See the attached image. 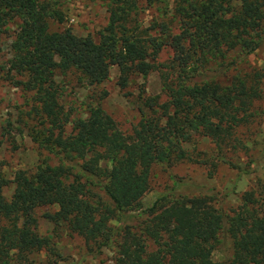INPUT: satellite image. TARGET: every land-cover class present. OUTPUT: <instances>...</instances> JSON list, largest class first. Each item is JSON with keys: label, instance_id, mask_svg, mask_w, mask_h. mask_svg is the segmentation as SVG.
Masks as SVG:
<instances>
[{"label": "trees", "instance_id": "1", "mask_svg": "<svg viewBox=\"0 0 264 264\" xmlns=\"http://www.w3.org/2000/svg\"><path fill=\"white\" fill-rule=\"evenodd\" d=\"M58 3L0 0V36L18 25L7 79L31 94L27 114L40 126L32 139L59 160L42 159L34 171L17 170L11 180L0 166V264H34L30 255L41 250L58 255L51 238L38 231L42 207H55L41 216L95 245L96 253L112 249L115 264H264V184L259 192H243L229 212L207 192L180 191L187 180L149 205L142 202L153 165H213L199 158L205 152L197 151L196 138L213 143L218 159L240 143L237 130L258 111L264 72L227 73L261 45L264 0H105L108 19L97 40L51 30L49 19L63 20ZM149 8L154 15L145 21ZM164 49L171 55L158 61ZM114 65L121 89L132 75L156 71L160 79L161 94L139 95L141 118L128 134L98 104L86 117L71 118L59 101L58 75L75 73L96 86ZM95 185L119 215L112 230L97 220ZM224 238L231 254L222 249L224 259L214 260Z\"/></svg>", "mask_w": 264, "mask_h": 264}, {"label": "rangeland", "instance_id": "2", "mask_svg": "<svg viewBox=\"0 0 264 264\" xmlns=\"http://www.w3.org/2000/svg\"><path fill=\"white\" fill-rule=\"evenodd\" d=\"M58 8L62 12L63 20L49 19V28L56 31H68L77 37L87 35L98 39L99 33L106 25L108 19L105 0H58ZM154 15L149 8L143 13L145 21ZM18 29L17 24H12L0 36V163L1 172L8 179H12L17 170L34 171L36 165L46 159L51 164H57L58 158L51 152L42 148L31 136L33 129H38L39 123L33 115L27 112L31 108V94L19 87L12 85L7 79L9 72V59L11 57V40ZM169 50L164 49L158 61H165L170 57ZM232 54L228 60L232 59ZM264 72V39L261 45L240 61L236 72ZM119 70L111 66L108 79L100 85L88 86L81 83L75 73L58 75L57 80L62 88L60 104L71 118L86 117L89 107L100 105L116 122L118 128L124 133L132 132L134 126L141 118L139 111V95L161 94L158 73L153 71L146 77L132 75L126 88L121 89L117 84ZM228 78V77H225ZM258 108L252 121L237 130L239 144L236 149H226L221 152L223 159H218V151L213 143L203 137L197 139V151L205 155L213 165H205L193 161H178L169 164H155L151 168L149 188L142 198L144 205H149L153 200L164 193L178 188L176 183L188 181L180 191L189 195L207 192L213 198L214 204L223 211L229 212L236 207L240 196L246 190L259 192L264 184V85L262 97L255 103ZM10 122V124L8 123ZM38 126V127H37ZM72 125L66 124L67 132ZM7 130V131H6ZM10 132L9 134L6 132ZM191 149V145H186ZM93 190L100 195L101 205L97 220L106 228H114L119 223V215L114 205L97 185ZM13 184L9 183L3 189L7 199L11 197ZM53 211L55 207H42L37 210L38 231L41 235L51 238V245L58 255L49 256L45 250L30 255L34 264H115V253L112 249L102 247L96 253L97 247L87 244L77 234H72L63 226L55 225L41 216L45 210ZM231 241L224 238L212 253L214 260H223L221 250L227 256L231 254ZM13 264H17L13 260Z\"/></svg>", "mask_w": 264, "mask_h": 264}]
</instances>
